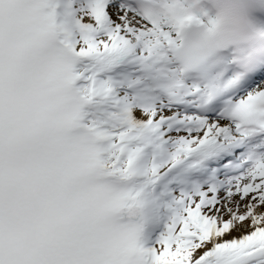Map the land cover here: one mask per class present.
I'll use <instances>...</instances> for the list:
<instances>
[{"label":"snow or ice","instance_id":"6c2138e0","mask_svg":"<svg viewBox=\"0 0 264 264\" xmlns=\"http://www.w3.org/2000/svg\"><path fill=\"white\" fill-rule=\"evenodd\" d=\"M0 264H264V40L210 0H0Z\"/></svg>","mask_w":264,"mask_h":264},{"label":"clouds","instance_id":"9594fccd","mask_svg":"<svg viewBox=\"0 0 264 264\" xmlns=\"http://www.w3.org/2000/svg\"><path fill=\"white\" fill-rule=\"evenodd\" d=\"M248 2L249 0H210V7L223 31L239 34L246 40H264V36L258 35L264 32V28L256 26V34L253 33V21L245 10Z\"/></svg>","mask_w":264,"mask_h":264}]
</instances>
